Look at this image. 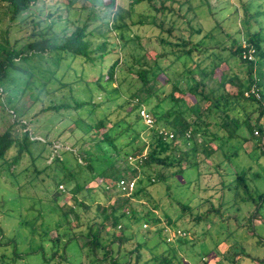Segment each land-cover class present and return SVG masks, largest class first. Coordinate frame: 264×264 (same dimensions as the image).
I'll return each mask as SVG.
<instances>
[{"label": "trees", "instance_id": "1", "mask_svg": "<svg viewBox=\"0 0 264 264\" xmlns=\"http://www.w3.org/2000/svg\"><path fill=\"white\" fill-rule=\"evenodd\" d=\"M203 1L208 4L207 0ZM142 9L148 11L146 17L141 15ZM71 10H78L83 19L70 21L66 16ZM61 11L65 17H61ZM182 11L187 35L176 27L172 17H179ZM136 12L140 13L136 15ZM192 12L190 0H129L126 7L117 6L116 0H0V25H4L0 28L4 33L0 41V179L8 183L9 189L14 188L0 194V211L3 212L7 202L17 205L16 215L12 210L1 213L6 222L14 221L9 227L7 223L0 224V248L9 249L0 255L1 264H25V261L29 264H172L173 259L181 264L174 240L166 243L163 233L165 226L173 230L177 227L171 225L173 222L165 213L162 215L165 222L154 217L152 211L156 206L148 208L141 203V199L148 200L145 186L163 180L165 169H174L168 176L194 171L216 152L229 162L239 150L234 143L240 140L254 143L246 155L264 178V71L261 69L264 37L260 35L261 29L254 31L249 24V18L256 22L254 17L264 16V11L244 18L241 28H236L240 39L254 50V58L249 62L240 59L235 38H230L228 47L217 49L203 45V38L210 37L212 30L193 41L202 30L190 25L194 17L187 16ZM61 19L72 23L73 28L59 36L51 29ZM143 24L157 29L155 40L161 50L153 58L147 54L141 37L131 30ZM24 27L29 30L27 36L12 40L10 33ZM164 47L169 50L165 51ZM121 52L124 57L120 56ZM144 55L151 61H145ZM229 59L238 60L244 67L245 78L229 72ZM212 60L213 64L208 66ZM191 61L194 71L187 66ZM221 64L224 69L219 67ZM192 72L199 77L197 80L191 77ZM185 74L189 80L180 83L178 78ZM112 85L114 90L109 96ZM166 86L169 92L164 94ZM226 86L235 90L230 93ZM252 86L258 92V99L244 96ZM92 90L100 92L105 101L120 94L124 97L116 105L121 110L116 118L104 113L96 117L94 109L99 104L91 103ZM81 91L87 95L79 96ZM84 107L88 108L85 112ZM250 107L251 114L255 113L253 121L250 113L246 114ZM142 108L151 118L150 127L142 123L149 135L145 142L133 128L142 122L139 116ZM61 122L69 134L66 139L74 138L77 132L80 135L72 147L54 150L50 161L38 168L36 163L42 154L52 150L49 131ZM39 123L42 125L37 127ZM212 127L218 131H212ZM39 129L41 137L37 138ZM242 129L248 138L239 134ZM125 135L131 139L121 144ZM180 143L185 144L184 149L179 148ZM141 170L143 177L139 178ZM243 174L234 175L233 180L247 197L241 201L253 207L246 221L254 238L251 221L263 218L264 191H256L255 195L249 192ZM43 177H49L53 189L46 206L37 199L35 216L28 211L21 214L18 209L26 197L22 190L26 191L27 183L35 187L44 181ZM119 179L134 180L129 195L116 189ZM95 180V189L87 188ZM61 184L67 187L72 206L56 204L57 198L64 197L57 189ZM110 197H114L111 204ZM232 200V197L220 200L218 207L209 205L204 212L196 205L192 208L187 203L177 204L181 215L189 214L194 224H202L214 214L221 217V207L229 209ZM44 214L58 216L52 228L43 222L37 224ZM68 216L77 226H70ZM147 223L152 226L146 230L149 236L139 235L137 229L146 227ZM4 227L9 228L8 234H4ZM50 232H53L51 238ZM35 233L37 244L32 238ZM18 238L29 240L27 248L19 249ZM257 239L258 245L263 246L264 239L259 235ZM176 241L186 244L184 237ZM128 244L132 248L126 249ZM143 251H147L146 258ZM194 260L191 259L192 263ZM202 260V264H207L205 258ZM256 262L264 264V258Z\"/></svg>", "mask_w": 264, "mask_h": 264}, {"label": "rangeland", "instance_id": "2", "mask_svg": "<svg viewBox=\"0 0 264 264\" xmlns=\"http://www.w3.org/2000/svg\"><path fill=\"white\" fill-rule=\"evenodd\" d=\"M129 0H116L117 6L126 7V4ZM208 4H205L203 0H190L191 7L193 8V12L188 14V18L190 19L192 16L194 17L190 25L200 27L202 32L195 38H192L193 41L201 38V36L208 31L212 30L211 36L204 39L203 45L213 47L217 49L218 46L228 47L230 45V38H235L238 40V44H241L240 34H237L236 28H241L243 19L254 15L256 11H264V0H207ZM62 12V11H61ZM58 13V14H61ZM141 15L146 17L148 11L146 9H142ZM140 12H136L138 15ZM184 11L179 13V17H174L176 22V27L183 31L184 35H187L188 27L182 18V14ZM45 14V13H44ZM56 15V14H55ZM178 16V15H177ZM65 17V13L62 12V16ZM70 21L75 20L76 18L83 19V14L79 16L78 10H71L69 15L66 16ZM133 19H135V14H132ZM172 17H167L172 19ZM256 18V22H253L252 19L249 18V24L251 29L257 31L258 29L260 35L264 37V16L260 14ZM148 19L145 18L146 22ZM4 25H0V28L3 29ZM73 25L67 20H58L57 23L52 27L51 31L55 35H62L64 33H68L72 30ZM131 30L141 37L142 41L145 43L144 48L149 51L147 54L151 55V58L155 57V55L160 52V45L155 40V34L157 33V29L148 26L147 24H143L140 26H134ZM29 30L24 27L22 31L12 32L10 33L11 39L21 40L26 37ZM0 41L3 38V30H0ZM176 34V32H174ZM212 37V38H211ZM10 40V41H12ZM244 40V39H243ZM164 50H169V47H164ZM151 52V53H150ZM143 53V51H142ZM120 56L124 57V53L121 52ZM144 60L150 62L151 58L144 55ZM196 55H193V60H195ZM129 61V59H128ZM213 64V60L208 63V66ZM194 64L191 62L187 63L188 69L194 71ZM227 65L229 68V72L235 73L240 79L245 78V69L242 65L239 64L238 60L229 59L227 61ZM221 69H224V64L219 66ZM178 71L180 70V64H178ZM261 69L264 71V67ZM257 70L259 67L257 66L254 74H257ZM253 74V75H254ZM187 74L178 78L180 83L189 78H185ZM194 77L196 80L199 78L195 72H192L191 77ZM8 87H11L9 85ZM82 89V88H81ZM114 90V86L108 89V93ZM235 87L226 86V91L233 92ZM164 94L169 92V87L166 86L164 89ZM91 103H97L96 105V117H100L103 113L111 115V119L117 117V115L121 112V110L116 105H120L121 101L124 97L120 94L117 96H112L113 100L105 101L102 100L103 96H101L100 92L91 91ZM8 95V94H6ZM79 96H86L87 93L85 91H81ZM22 99V98H21ZM47 104V100H44V105ZM249 107V106H248ZM38 107H36L37 109ZM148 109V108H147ZM88 110L87 107H84L82 111ZM252 108L246 109V114L250 115V119L254 120L255 113H252ZM248 115V116H249ZM247 116V115H246ZM247 116V117H248ZM85 117V116H84ZM86 119V118H85ZM64 122V121H63ZM56 123L52 126L49 131L48 141L52 142V150L49 153L42 154L41 160L36 163L38 168L44 167L49 161L51 157V153H54V150H66L67 148L72 147L74 141L78 138L80 134L75 133L74 138L68 137L67 130L64 131L65 123ZM143 122H139L133 126L135 128V132L138 133L139 139L142 141H148V132L143 130L142 124ZM42 124L36 125L37 127ZM36 127V129H37ZM41 129V128H40ZM36 132L35 137L40 138L41 135L39 132ZM212 131H218L214 127L211 128ZM64 131V132H63ZM63 132L59 137V133ZM35 133V132H34ZM218 133V132H217ZM220 134V132H219ZM218 134V135H219ZM242 137L248 138V135L244 129H242L239 133ZM76 137V138H75ZM131 139L130 136L125 135L124 139L121 140V144L123 142H128ZM125 140V141H124ZM87 141V140H86ZM239 150L236 152L235 158H230L229 162L223 161V156L216 152L209 159H204L202 163L199 164L194 171H188L183 175H175L168 176L171 174L174 169H165L162 171L165 178L160 181L150 182L148 186H145V190L147 193L148 200L141 199V203L148 208H154V212L152 211V215L154 217H158L162 222H165L163 213L166 214L169 221H171V225L176 226V230H183L184 238L186 244H179L176 241L177 238L172 237L174 234L172 228L165 226L163 233L165 237L170 238V242L173 240V244L177 246V257L181 261V264H202V258H205L207 264H258L256 262L257 259L264 258V245H258L259 241L257 239V235H259L262 239H264V209H262V219L254 218L251 222L254 227V238L250 236L251 232L248 230L246 218L248 217V213L252 210V206L249 203L241 201L242 199L246 200L247 197L245 193L242 191L240 186H237L234 182V175H239L242 172L245 183L247 185L248 191L252 192L254 195L257 192L264 191V178L260 176V172L252 160L247 157V153H250L254 143L253 142H244L237 141L234 143ZM185 144L180 143L179 148L184 149ZM213 147V146H212ZM68 157V156H67ZM201 157V156H198ZM258 174L260 177L256 178L255 175ZM143 177V172L141 170V175L139 178ZM44 181L39 182L32 187V183H27L25 186V190H22V195H26L24 199L21 200L20 211L21 214H25V211H28L30 214L32 213L35 216V210L38 208L36 205L39 199L44 205L46 199L50 198V190L51 182L49 177H43ZM3 179H0V187L3 190H0V194L4 195L6 190L9 192L14 191V188L9 189L8 183H2ZM95 182H91L87 185V188L95 189ZM29 185V186H28ZM61 188L57 187L58 191H62L61 194H64V197L57 198V205L65 204L66 206H72L73 200L70 197V193L67 190V187L63 184L59 185ZM70 186V185H69ZM144 186V183H143ZM226 186L228 188H226ZM236 186V188H234ZM93 191V190H92ZM234 192V193H233ZM94 193V191L92 192ZM232 195V196H231ZM222 197V198H221ZM228 197H232V206L229 209H225V207H221L219 211L221 213V217H218L217 214H214L210 219H205L202 224H194V221L190 218L189 214L181 215V209L178 203H187L190 207H195V205L199 206V211H206L209 205H212L214 208L218 207L217 205ZM207 199H210L209 201ZM1 200V196H0ZM114 200V197H110L108 203L111 204ZM226 201V200H225ZM16 206L13 201L7 202V204L3 208V212L12 210V212L16 215ZM46 206V205H44ZM32 208V209H31ZM0 211V224L7 223V226L13 225L14 221L8 223L3 218V213ZM191 212V211H190ZM195 212V208H194ZM233 217L236 220H232ZM58 220L57 215H49L44 214L41 219L37 221V224L45 223L48 224L51 228L53 224ZM67 220L70 222L71 227L77 226V223L71 219L70 216L67 217ZM126 223V221H124ZM2 224V225H3ZM9 224V225H8ZM130 230L135 231V225H130ZM150 223L146 224V227L142 226L137 229V233L142 236L148 235L146 230L151 229ZM203 227V228H202ZM205 230L202 233V230ZM180 230V231H181ZM38 230H36L37 232ZM182 232V231H181ZM9 233V228L4 227V234ZM20 234V232H19ZM169 234V235H168ZM49 238L53 237V232L48 234ZM149 236V235H148ZM34 243H38L39 239L37 234L32 237ZM166 242V243H170ZM19 249L24 250L27 248L29 240L26 238L24 241L18 238ZM133 245H126L125 248H132ZM9 252V249L2 250L0 248V255L6 254ZM159 252V250L157 251ZM145 255V258L148 256L147 251L142 252ZM191 259H195L192 263ZM54 262V261H53ZM1 264V263H0ZM23 264V263H20ZM25 264H29L25 261ZM148 264H153V262H149ZM172 264H178L177 260L172 261Z\"/></svg>", "mask_w": 264, "mask_h": 264}, {"label": "built area", "instance_id": "3", "mask_svg": "<svg viewBox=\"0 0 264 264\" xmlns=\"http://www.w3.org/2000/svg\"><path fill=\"white\" fill-rule=\"evenodd\" d=\"M240 47V59L241 60H245V61H252L254 56H253V49L248 47V45L246 44V42L244 40L241 41V44H239ZM248 95H252L255 99L259 98L258 92L257 90L252 86L250 87V89L246 92H244V96H248ZM139 116L142 119V122L144 125L149 126L151 125V118L149 116V114L145 111L144 108H142L139 111ZM161 133V132H160ZM163 135H166L168 138H171L172 135L170 133H166V132H162ZM254 135H256V131L253 132ZM144 153L141 154V156H143ZM129 162L132 161V159H128ZM59 188H61V186H58ZM116 189L125 194L126 196L129 195L134 187V180H125V179H119L116 184H115ZM173 235L172 237L178 238V237H183L184 233L181 232L180 230H175L173 231ZM169 235V234H168ZM166 242H170V238L166 237Z\"/></svg>", "mask_w": 264, "mask_h": 264}]
</instances>
